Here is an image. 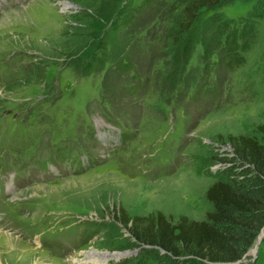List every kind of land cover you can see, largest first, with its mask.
I'll use <instances>...</instances> for the list:
<instances>
[{"label":"rangeland","instance_id":"rangeland-1","mask_svg":"<svg viewBox=\"0 0 264 264\" xmlns=\"http://www.w3.org/2000/svg\"><path fill=\"white\" fill-rule=\"evenodd\" d=\"M187 1L120 27L128 0H0V264H154L121 220L210 209L228 137L264 123V0H223L184 31ZM221 17L254 25L231 68ZM236 264H264V239Z\"/></svg>","mask_w":264,"mask_h":264},{"label":"trees","instance_id":"trees-1","mask_svg":"<svg viewBox=\"0 0 264 264\" xmlns=\"http://www.w3.org/2000/svg\"><path fill=\"white\" fill-rule=\"evenodd\" d=\"M147 1L150 0L124 2L112 24L118 21L120 27L130 26L136 12L145 7ZM222 1L188 0L181 9L183 30H188L200 10H213ZM215 26L223 52L217 62L231 68L242 60L241 51L247 47L254 25L221 17L216 19ZM104 45L103 40L97 43V57L105 52ZM183 50L189 54V39ZM202 56L209 58L206 48ZM131 69L128 61L114 64V73H128ZM204 71H208L207 64ZM145 82L131 85V91L143 94ZM214 89L209 87L206 91ZM256 131L258 136L234 134L228 137L231 152L217 157L224 163L222 177L205 189L204 198L210 209L202 218L184 213L173 218L159 211L121 220L133 242L142 247L154 264H236L234 262L248 251L264 225V123L257 125Z\"/></svg>","mask_w":264,"mask_h":264},{"label":"water","instance_id":"water-1","mask_svg":"<svg viewBox=\"0 0 264 264\" xmlns=\"http://www.w3.org/2000/svg\"><path fill=\"white\" fill-rule=\"evenodd\" d=\"M264 239V225L262 226V228L260 229V231H259V233L257 234V236H256V238H255V240H254V242L252 243V245H251V247L248 249V250H250V251H252L253 253H257V248H258V246H259V244H260V242L262 241ZM248 252V251H247ZM246 252V253H247ZM245 253V254H246ZM244 254V255H245ZM243 255V256H244ZM242 259V258H241ZM241 259H239V260H237L236 262H234V263H237V262H239Z\"/></svg>","mask_w":264,"mask_h":264},{"label":"bare ground","instance_id":"bare-ground-1","mask_svg":"<svg viewBox=\"0 0 264 264\" xmlns=\"http://www.w3.org/2000/svg\"><path fill=\"white\" fill-rule=\"evenodd\" d=\"M0 235H3L4 238H10V237H8V236H9L8 234H7L8 236H6V235H5L4 233H2L1 231H0ZM93 252H94V253H93V256H94V257H98L97 252H95V251H93Z\"/></svg>","mask_w":264,"mask_h":264}]
</instances>
